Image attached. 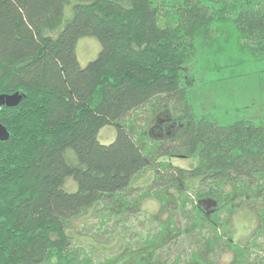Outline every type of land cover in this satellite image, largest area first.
Wrapping results in <instances>:
<instances>
[{
    "label": "trees",
    "instance_id": "16d2710c",
    "mask_svg": "<svg viewBox=\"0 0 264 264\" xmlns=\"http://www.w3.org/2000/svg\"><path fill=\"white\" fill-rule=\"evenodd\" d=\"M83 35L100 48L81 65ZM246 79L244 100L192 99ZM13 92L17 103L0 105V264H218L223 249L225 264H264V0H0V93ZM106 124L115 135L102 143ZM148 168L155 196L173 187L189 220L170 215L113 257L77 245L71 219L136 212L132 182ZM245 205L257 225L240 244L224 219ZM183 232L194 246L171 254Z\"/></svg>",
    "mask_w": 264,
    "mask_h": 264
},
{
    "label": "rangeland",
    "instance_id": "374dc122",
    "mask_svg": "<svg viewBox=\"0 0 264 264\" xmlns=\"http://www.w3.org/2000/svg\"><path fill=\"white\" fill-rule=\"evenodd\" d=\"M71 15V12H65L63 22L67 20ZM100 48L99 41L92 35L80 36L76 42L75 52L78 61L81 65H84L90 59L94 58ZM191 72L195 73V68L191 69ZM246 79L245 81L232 82L226 84V88L221 85H216L211 88L204 89H191L193 94V100L200 103H210L215 100V95L220 93H230L236 96L240 92V86L246 88H253L251 82ZM241 82V83H239ZM249 91V89H246ZM248 91L242 90L240 92L242 97L248 94ZM237 97V96H236ZM245 97H243L244 100ZM201 104V105H202ZM154 137L160 136L159 131L154 129L152 131ZM115 135V127L112 124H106L100 127L98 130V139L102 143L110 142ZM191 157L173 156L170 158L173 164L187 167L190 165ZM152 176L151 169H146L139 176H137L132 184L134 186V193H142V197L139 201V209L131 214L120 215L115 217L114 215H103L102 218L95 216L88 211L82 216L71 219L69 228L73 234L74 240L77 245H81L86 248L87 251H92L98 257L110 256L113 257L118 251L121 250L126 244H131L143 237L150 229L151 231L158 228L159 222H166L171 215L173 218V224L176 227L183 226L186 220H189V216L183 215L181 209L180 196L176 194L173 187H169L168 191L171 198L167 200H160L155 196V192L159 193L158 184L156 182H145V178ZM190 183V182H189ZM191 189H186V193L189 198L194 200L196 198V190L199 189L198 180H193L190 184ZM63 187L66 190H74L76 188V182L71 177H67L64 181ZM205 187V186H204ZM225 187L229 188L228 185ZM189 202L187 205L189 206ZM205 208H215V201L211 198L200 203ZM228 215L225 217L228 224L226 229L230 234L232 240L240 244H249L252 232L257 225V217L255 209L252 205H245L237 209H231L227 211ZM221 216H224V212H221ZM117 218V219H116ZM186 218V219H185ZM195 236L188 232H183L177 235V237L170 242L169 249L171 254L176 250L191 248L194 246ZM257 251L256 248H252ZM264 257V249L259 251ZM163 256L166 255V250L162 251ZM232 257L231 249H223V251L217 256L218 264L227 263Z\"/></svg>",
    "mask_w": 264,
    "mask_h": 264
},
{
    "label": "water",
    "instance_id": "95a60500",
    "mask_svg": "<svg viewBox=\"0 0 264 264\" xmlns=\"http://www.w3.org/2000/svg\"><path fill=\"white\" fill-rule=\"evenodd\" d=\"M20 94L18 92H13V93H0V105L1 103H5L7 105H13L17 103L19 100ZM7 135V131L5 127L0 123V138H3Z\"/></svg>",
    "mask_w": 264,
    "mask_h": 264
},
{
    "label": "flooded vegetation",
    "instance_id": "af4514ba",
    "mask_svg": "<svg viewBox=\"0 0 264 264\" xmlns=\"http://www.w3.org/2000/svg\"><path fill=\"white\" fill-rule=\"evenodd\" d=\"M158 121H159V123H162V122H163V121L161 122L160 120H158ZM165 126H166V124H165V122H164V127H165Z\"/></svg>",
    "mask_w": 264,
    "mask_h": 264
}]
</instances>
